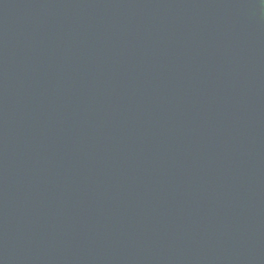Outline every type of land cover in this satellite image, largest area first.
<instances>
[{
    "label": "water",
    "instance_id": "95a60500",
    "mask_svg": "<svg viewBox=\"0 0 264 264\" xmlns=\"http://www.w3.org/2000/svg\"><path fill=\"white\" fill-rule=\"evenodd\" d=\"M0 264H264V0H0Z\"/></svg>",
    "mask_w": 264,
    "mask_h": 264
}]
</instances>
